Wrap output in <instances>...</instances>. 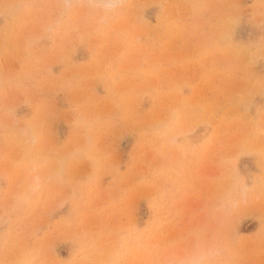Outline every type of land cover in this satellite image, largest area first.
Masks as SVG:
<instances>
[{"label": "rangeland", "instance_id": "1", "mask_svg": "<svg viewBox=\"0 0 264 264\" xmlns=\"http://www.w3.org/2000/svg\"><path fill=\"white\" fill-rule=\"evenodd\" d=\"M0 264H264V0H0Z\"/></svg>", "mask_w": 264, "mask_h": 264}]
</instances>
